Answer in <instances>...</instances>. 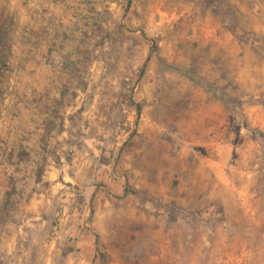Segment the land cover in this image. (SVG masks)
Wrapping results in <instances>:
<instances>
[{"label":"rangeland","instance_id":"1","mask_svg":"<svg viewBox=\"0 0 264 264\" xmlns=\"http://www.w3.org/2000/svg\"><path fill=\"white\" fill-rule=\"evenodd\" d=\"M0 264H264V0H0Z\"/></svg>","mask_w":264,"mask_h":264},{"label":"crops","instance_id":"2","mask_svg":"<svg viewBox=\"0 0 264 264\" xmlns=\"http://www.w3.org/2000/svg\"><path fill=\"white\" fill-rule=\"evenodd\" d=\"M118 183H116V185H117ZM124 187H126V185L125 184H121V185H119V189L117 190V193H116V195H114V196H116V197H124L126 194H125V192H124ZM111 194V193H110Z\"/></svg>","mask_w":264,"mask_h":264},{"label":"trees","instance_id":"3","mask_svg":"<svg viewBox=\"0 0 264 264\" xmlns=\"http://www.w3.org/2000/svg\"><path fill=\"white\" fill-rule=\"evenodd\" d=\"M182 72H183L184 75L188 76V77L192 80V78H193V74H194V73H192V72L190 73V72H188V71H182ZM259 134H260V133H259ZM260 135H261V134H260ZM124 192H125V193L128 192L127 189H126V187H124Z\"/></svg>","mask_w":264,"mask_h":264}]
</instances>
